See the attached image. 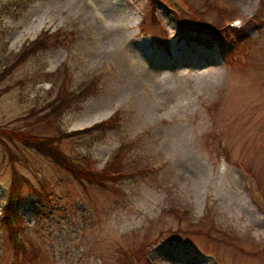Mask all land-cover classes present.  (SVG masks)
<instances>
[{"label":"rangeland","instance_id":"obj_1","mask_svg":"<svg viewBox=\"0 0 264 264\" xmlns=\"http://www.w3.org/2000/svg\"><path fill=\"white\" fill-rule=\"evenodd\" d=\"M219 1L246 19L258 7ZM186 2L203 15L179 31L166 5L152 16L149 0H0V73L14 65L0 78V127L55 136L116 113V126L58 145L72 158L92 154L98 168L117 153L128 173L99 186L20 142L9 145L12 167L1 144L0 264L14 259L2 216L18 171L28 178L19 210L39 252L30 264H120L122 249L133 264L138 255L137 264H264V204L246 170L264 194V20L250 24L245 61L234 55L245 64L231 66L202 31L216 25L215 10ZM44 33L48 47L15 66ZM63 61L74 96L57 118L48 111ZM185 207L180 219L175 208Z\"/></svg>","mask_w":264,"mask_h":264},{"label":"trees","instance_id":"obj_2","mask_svg":"<svg viewBox=\"0 0 264 264\" xmlns=\"http://www.w3.org/2000/svg\"><path fill=\"white\" fill-rule=\"evenodd\" d=\"M203 4L206 5L207 9L215 10L217 16V23L213 28H208L209 33L213 37H218L224 30V11L223 9L216 8L211 0H203ZM260 7L264 8V0H259ZM203 15V12H198V16L191 18L190 21L197 22L200 16ZM261 25H257L259 28ZM48 35L46 33L40 35L32 42L27 43L18 53L17 60L15 61V66L18 63L25 61L31 55L35 54L37 51L43 50L48 47ZM249 37L247 35L238 36L239 42L244 44L247 42ZM29 44V45H28ZM14 65H9L4 67L2 73H0V78L6 73L11 72V68ZM90 86V84H88ZM74 96L73 91L65 92L61 90V87L58 91V95L55 98L54 103L49 106V111L51 115L59 117L64 109L67 108V105L70 104L72 97ZM113 119L109 118L104 122H99L93 126L84 128L82 130L76 132H64L59 131L55 136H40L38 134L26 133L21 131H13L10 129L0 127V145L2 144V148L4 153L8 156L9 162L12 164L14 160H16V155L10 149V143L24 145L29 147L30 149L36 150L37 152L43 154L45 157L52 159L59 167L63 170L71 174L72 176L84 180L87 182L97 183L99 186L108 185L109 183H119L120 181L127 178L128 173L121 168L120 160L118 158V154L116 153L115 157L110 161L107 166L103 165L101 168H95V170L89 168L88 161H90L89 153H81L77 158H72L66 153L62 151L58 142L68 135L74 134H83V133H91L93 131H104L106 128H110L111 121ZM124 145H121L119 149L123 150ZM78 160V161H77ZM22 181H27L26 177H22ZM3 224L5 228H7L8 232H11V229L6 224V218L3 217ZM15 255H17V251H14ZM125 252V255L126 256ZM124 254V252L122 253ZM122 258H125V257Z\"/></svg>","mask_w":264,"mask_h":264},{"label":"bare ground","instance_id":"obj_3","mask_svg":"<svg viewBox=\"0 0 264 264\" xmlns=\"http://www.w3.org/2000/svg\"><path fill=\"white\" fill-rule=\"evenodd\" d=\"M143 60V59H142Z\"/></svg>","mask_w":264,"mask_h":264}]
</instances>
